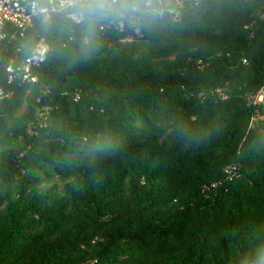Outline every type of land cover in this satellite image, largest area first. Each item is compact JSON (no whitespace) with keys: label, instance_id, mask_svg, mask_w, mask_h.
<instances>
[{"label":"trees","instance_id":"16d2710c","mask_svg":"<svg viewBox=\"0 0 264 264\" xmlns=\"http://www.w3.org/2000/svg\"><path fill=\"white\" fill-rule=\"evenodd\" d=\"M85 13L0 65V264H264V0Z\"/></svg>","mask_w":264,"mask_h":264},{"label":"built area","instance_id":"2783aa9c","mask_svg":"<svg viewBox=\"0 0 264 264\" xmlns=\"http://www.w3.org/2000/svg\"><path fill=\"white\" fill-rule=\"evenodd\" d=\"M90 2L91 0H80L77 8H87ZM62 13L76 24L82 23L86 18L85 12L77 10L74 13L72 8L61 7V0H0V65L5 60L9 82L17 79L23 84L39 83L37 70L46 62L51 52L46 38L39 37L30 55L22 60L11 54L12 43L16 38L24 37L38 20L49 22ZM19 52L21 48H18ZM13 93H5L1 89L0 98H10ZM262 100L263 95H260L258 101Z\"/></svg>","mask_w":264,"mask_h":264},{"label":"clouds","instance_id":"9594fccd","mask_svg":"<svg viewBox=\"0 0 264 264\" xmlns=\"http://www.w3.org/2000/svg\"><path fill=\"white\" fill-rule=\"evenodd\" d=\"M80 0H61V7L67 6L72 8L74 13L79 10L80 12H88L91 15H104L107 16L111 13H119L124 15L126 13H135L140 10L150 11L152 8L153 0H136V3L130 4L129 0H91L87 8L78 9Z\"/></svg>","mask_w":264,"mask_h":264}]
</instances>
